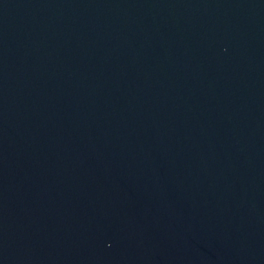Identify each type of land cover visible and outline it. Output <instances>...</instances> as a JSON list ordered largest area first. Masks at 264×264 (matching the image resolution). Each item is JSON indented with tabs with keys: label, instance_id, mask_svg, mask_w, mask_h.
<instances>
[{
	"label": "water",
	"instance_id": "obj_1",
	"mask_svg": "<svg viewBox=\"0 0 264 264\" xmlns=\"http://www.w3.org/2000/svg\"><path fill=\"white\" fill-rule=\"evenodd\" d=\"M0 264H264V0H0Z\"/></svg>",
	"mask_w": 264,
	"mask_h": 264
}]
</instances>
